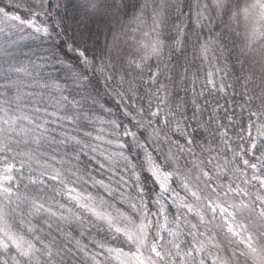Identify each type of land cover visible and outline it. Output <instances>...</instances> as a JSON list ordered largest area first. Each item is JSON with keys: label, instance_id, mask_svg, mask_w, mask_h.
<instances>
[{"label": "snow or ice", "instance_id": "snow-or-ice-1", "mask_svg": "<svg viewBox=\"0 0 264 264\" xmlns=\"http://www.w3.org/2000/svg\"><path fill=\"white\" fill-rule=\"evenodd\" d=\"M0 264H264V0H0Z\"/></svg>", "mask_w": 264, "mask_h": 264}]
</instances>
